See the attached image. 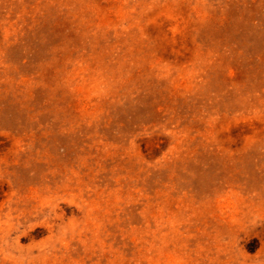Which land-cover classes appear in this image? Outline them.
Returning a JSON list of instances; mask_svg holds the SVG:
<instances>
[{"label":"rangeland","instance_id":"1","mask_svg":"<svg viewBox=\"0 0 264 264\" xmlns=\"http://www.w3.org/2000/svg\"><path fill=\"white\" fill-rule=\"evenodd\" d=\"M0 264H264V0H0Z\"/></svg>","mask_w":264,"mask_h":264}]
</instances>
